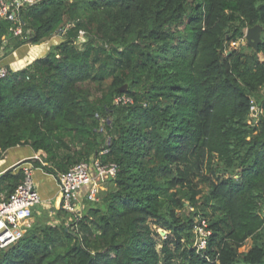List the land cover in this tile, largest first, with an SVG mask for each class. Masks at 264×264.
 Here are the masks:
<instances>
[{
	"label": "trees",
	"instance_id": "trees-1",
	"mask_svg": "<svg viewBox=\"0 0 264 264\" xmlns=\"http://www.w3.org/2000/svg\"><path fill=\"white\" fill-rule=\"evenodd\" d=\"M17 17H0L1 56L61 40L0 78V157L29 145L52 175L94 158L117 171L77 228L39 219L0 264H264V0H39ZM255 25L256 49L226 50ZM105 81L94 97L82 87Z\"/></svg>",
	"mask_w": 264,
	"mask_h": 264
},
{
	"label": "built area",
	"instance_id": "built-area-1",
	"mask_svg": "<svg viewBox=\"0 0 264 264\" xmlns=\"http://www.w3.org/2000/svg\"><path fill=\"white\" fill-rule=\"evenodd\" d=\"M39 0H0V17L17 20L18 9L25 4H33ZM21 33V26L14 29V34ZM84 35L79 31L78 37ZM245 37V35H244ZM243 37V38H244ZM242 38V39H243ZM241 39V40H242ZM235 42H233L234 44ZM1 55V53H0ZM9 69L0 64V78L7 76ZM129 101L128 98L118 97L117 100ZM257 107L251 106V117L258 114ZM106 149L100 154L105 153ZM45 155V154H44ZM44 155H35L38 162L43 163ZM34 160V159H32ZM24 178L7 196L0 199V249H4L16 242L31 226L25 221L31 219L32 211L39 205H44L32 178V166L22 168ZM117 165L114 162H102L99 158L81 161L72 165L67 171L52 175L60 195L59 206L71 213H78L83 208L84 199L98 200V192L105 180L114 177ZM50 202V201H49ZM195 233L194 245L202 249L206 245V236L210 233L206 223L201 220L193 227Z\"/></svg>",
	"mask_w": 264,
	"mask_h": 264
},
{
	"label": "crops",
	"instance_id": "crops-1",
	"mask_svg": "<svg viewBox=\"0 0 264 264\" xmlns=\"http://www.w3.org/2000/svg\"><path fill=\"white\" fill-rule=\"evenodd\" d=\"M42 44H23L13 50L11 53L6 56L0 55V64L4 65L9 69V71H16L22 69L27 64L32 62L34 59L41 57L45 54L48 48L40 47ZM39 48V49H38ZM38 152H42L39 150ZM35 155V151L29 145L15 146L7 149L2 156L0 157V173L9 169L15 163L24 160L25 162L21 163L18 167L23 168L25 166H31V160H25ZM32 178L34 180L35 186H37L38 193L44 205H39L37 207H45L52 198L56 201L57 196V187L56 182L52 174L46 173L42 168L36 167L35 171L32 170ZM52 200V204L54 202ZM37 207L35 209H37Z\"/></svg>",
	"mask_w": 264,
	"mask_h": 264
},
{
	"label": "rangeland",
	"instance_id": "rangeland-1",
	"mask_svg": "<svg viewBox=\"0 0 264 264\" xmlns=\"http://www.w3.org/2000/svg\"><path fill=\"white\" fill-rule=\"evenodd\" d=\"M246 31V30H245ZM86 36L85 35H82L80 36V38H77V40L74 41L75 44H77L80 48L82 47V43L86 41ZM61 40V36L57 33L55 34L54 36L50 37L49 39H47L46 41H43L42 43V46L43 47H47L51 44H55V43H58L59 41ZM246 39H240L238 41H236L234 44L233 42H231L230 44H228L226 46V50L229 51L230 49L232 48H243L245 51H248V48L246 47ZM40 46V47H42ZM49 49V48H48ZM47 49V51H48ZM46 51V52H47ZM45 52V53H46ZM108 86V82L105 81L103 83H97V82H85L82 87L89 93L90 96L94 97L98 94H100L103 89H106ZM103 123V119H101V122L100 124L102 125ZM45 153L44 152H35V155H44ZM34 155V156H35ZM45 156V155H44ZM33 161H37V160H33ZM32 161V168L36 169L35 167V163ZM57 187V186H56ZM109 188V183L107 185H102L100 189H106ZM36 188H38L36 186ZM205 189V188H204ZM99 199H100V195H98ZM52 200H54V198H52ZM52 200H50L49 203H47V206L45 207H38L37 209H35L34 211H32V217H31V221L27 222V225H32L33 223L37 222L39 219L40 221H44L45 223H52V224H58V223H61V222H65L64 225H67L69 226L70 225V229H75L77 228L76 225H71V223L74 221V219H80L81 218V213L80 211L78 213H75L74 214H58L54 211V208H57L59 206V203H55V200L52 204ZM54 207V208H53ZM81 214V215H80ZM157 231L159 232V236H156V239L158 240V244H157V247L160 248L161 246V240L163 238H165L166 236V231H163L162 229L158 228ZM250 244H251V240L250 239H247L243 246L241 247V250H247L249 247H250Z\"/></svg>",
	"mask_w": 264,
	"mask_h": 264
},
{
	"label": "water",
	"instance_id": "water-1",
	"mask_svg": "<svg viewBox=\"0 0 264 264\" xmlns=\"http://www.w3.org/2000/svg\"><path fill=\"white\" fill-rule=\"evenodd\" d=\"M260 34H261V27L259 25L248 27L245 31V39H246L247 44L250 47L256 49L258 47L260 40H261ZM31 159H37V158L36 157H30V158L25 159V160H31ZM23 162H24V160L19 161V162L15 163L14 165H12L10 168L18 167ZM3 172H1V173H3Z\"/></svg>",
	"mask_w": 264,
	"mask_h": 264
},
{
	"label": "bare ground",
	"instance_id": "bare-ground-1",
	"mask_svg": "<svg viewBox=\"0 0 264 264\" xmlns=\"http://www.w3.org/2000/svg\"><path fill=\"white\" fill-rule=\"evenodd\" d=\"M42 48H43V46H42ZM39 49V48H38ZM59 201H60V195L58 194L57 196H56V201H55V203H59ZM29 220V219H28ZM28 220L27 221H25V223L27 224V222H28Z\"/></svg>",
	"mask_w": 264,
	"mask_h": 264
}]
</instances>
